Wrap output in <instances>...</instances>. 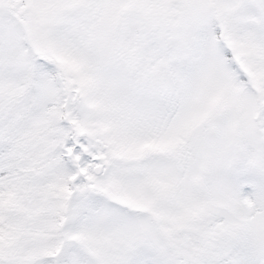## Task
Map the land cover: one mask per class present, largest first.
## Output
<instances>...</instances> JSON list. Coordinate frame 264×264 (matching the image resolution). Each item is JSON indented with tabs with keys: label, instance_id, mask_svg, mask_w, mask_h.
<instances>
[{
	"label": "snow or ice",
	"instance_id": "snow-or-ice-1",
	"mask_svg": "<svg viewBox=\"0 0 264 264\" xmlns=\"http://www.w3.org/2000/svg\"><path fill=\"white\" fill-rule=\"evenodd\" d=\"M0 264H264V0H0Z\"/></svg>",
	"mask_w": 264,
	"mask_h": 264
}]
</instances>
